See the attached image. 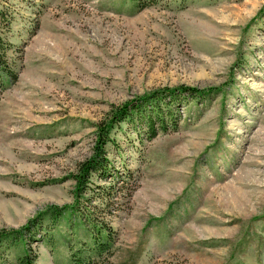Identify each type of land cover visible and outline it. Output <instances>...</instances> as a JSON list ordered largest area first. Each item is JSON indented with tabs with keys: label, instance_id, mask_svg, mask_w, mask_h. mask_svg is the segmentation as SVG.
<instances>
[{
	"label": "rangeland",
	"instance_id": "obj_1",
	"mask_svg": "<svg viewBox=\"0 0 264 264\" xmlns=\"http://www.w3.org/2000/svg\"><path fill=\"white\" fill-rule=\"evenodd\" d=\"M0 36V264H264V0H0Z\"/></svg>",
	"mask_w": 264,
	"mask_h": 264
},
{
	"label": "trees",
	"instance_id": "obj_2",
	"mask_svg": "<svg viewBox=\"0 0 264 264\" xmlns=\"http://www.w3.org/2000/svg\"><path fill=\"white\" fill-rule=\"evenodd\" d=\"M6 49H7V44L5 40L0 36V92L4 87L5 76L9 77L10 81H14L17 78V73L7 63V57L5 55ZM210 90L212 89L211 88L199 89L197 87L189 86L185 84H180L178 86H173V87L166 86L155 89L149 94H144L139 97L129 99L119 106H114L112 109L113 114L108 124L105 125L103 129L107 128L109 130L114 124L122 120L124 117L128 116L134 110H136L135 111L136 114L139 115V110L147 104L145 107H143V109L146 108L145 110H147L148 113L151 112L153 113L154 110L156 109V112L154 114H147V119H148L147 129L149 132L155 133L157 130V125H155L156 122L158 121V124H160L161 121L163 122V117H165L166 114L168 116L169 112L171 111L168 110V108L166 109L162 107L161 102L166 104L165 107L169 105L173 106L175 101L177 100L179 102H183V99H181L180 97L183 94L192 97L198 94L205 93V91H210ZM160 125L162 127H165L166 122H163ZM98 128H99L98 138L96 139L94 145L93 155L82 161L79 166V172L76 176L75 200H77L79 197V195L77 194L78 193L81 194V192L85 189L90 172L95 170L98 166L101 168L107 162V159L105 157V152L103 151V149L105 144L109 141L108 130L102 133L100 132V128L102 127L99 125ZM69 207L71 206L65 204L62 205L61 207L56 206L55 208L57 209V212H59L62 211L63 209H68ZM23 229L24 227L19 229H10L8 232L2 230L0 231V240L1 238L9 234L15 237L19 235L21 233V230ZM36 258L37 256L36 253H34V251H31V249L29 248H25L17 264H35Z\"/></svg>",
	"mask_w": 264,
	"mask_h": 264
}]
</instances>
